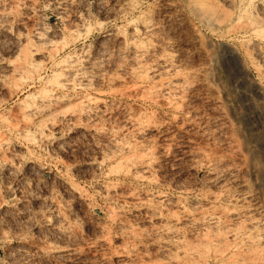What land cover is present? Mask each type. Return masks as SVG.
Instances as JSON below:
<instances>
[{
  "label": "rangeland",
  "instance_id": "rangeland-1",
  "mask_svg": "<svg viewBox=\"0 0 264 264\" xmlns=\"http://www.w3.org/2000/svg\"><path fill=\"white\" fill-rule=\"evenodd\" d=\"M212 1L217 28L198 0H0V264H191L176 243L225 207L264 264V26L239 29L264 0ZM25 45L40 81L13 77ZM49 49L78 58L67 89ZM42 89L66 99L38 131L19 114Z\"/></svg>",
  "mask_w": 264,
  "mask_h": 264
},
{
  "label": "bare ground",
  "instance_id": "bare-ground-1",
  "mask_svg": "<svg viewBox=\"0 0 264 264\" xmlns=\"http://www.w3.org/2000/svg\"><path fill=\"white\" fill-rule=\"evenodd\" d=\"M198 1H200L198 4H196L197 6H198V8L200 9L201 8V10H200V16H201V18H202V20L204 21V22H206L209 26H215L216 28L217 27H219V25H220V23H221V20L219 19V16H220V14H218V8H216L214 5H216V4H211V3H209L210 1H212V0H210L209 2H208V0H198ZM229 1H231V3L234 1H232V0H229ZM213 2V1H212ZM214 3H215V1H214ZM234 4V3H233ZM129 6V5H128ZM132 5H130V8H132V7H134V6H132ZM195 8V7H194ZM196 9V8H195ZM199 9H196V10H198L199 11ZM221 10V9H220ZM127 11H128V9H127ZM197 11V12H198ZM199 13V12H198ZM252 14V13H251ZM255 17V16H254ZM220 20V21H219ZM244 21V20H243ZM136 22V21H135ZM246 23V22H245ZM141 25H143V22H142V24ZM242 26H244V23H243V25ZM242 26H240V28L239 29H244V31L245 30H252L253 32H255L256 33V31H257V34H258V32H259V30H260V28L262 27V26H264V25H262V23H261V21H259V20H257L256 18L254 19V18H252V19H249L248 20V22L246 23V26H244V27H242ZM136 27V25L134 26V27H132V28H134V29H137V28H135ZM138 27V26H137ZM146 27V26H145ZM144 27V28H145ZM148 28V27H147ZM149 29V28H148ZM234 30V29H233ZM262 30H264V29H262ZM252 31H251V33H252ZM136 32V31H135ZM233 32V31H232ZM247 32V31H246ZM254 33V34H255ZM228 34V33H227ZM38 38V40L39 39H41V38H39L40 37V33L39 34H37V32H36V34H35ZM34 35V36H35ZM27 36V35H26ZM256 37V36H255ZM20 39V38H19ZM24 39V38H23ZM26 41V40H25ZM27 43L29 42V40L27 39V41H26ZM26 43V44H27ZM125 43V42H124ZM126 43H127V41H126ZM128 44V43H127ZM126 44V45H127ZM48 48V47H47ZM52 48V47H51ZM139 48H141V47H139L138 46V44L136 43V42H131V43H129L128 44V46H127V49H131V50H133L135 53H133L134 55H136V52H138V49ZM53 49H55V48H53ZM247 49V48H246ZM258 49H259V47H258ZM53 50H48L47 51V53H45V55H47V57H48V59H53V56L56 54H53L54 52H52ZM129 51V50H128ZM258 52H259V50H257ZM38 53V50L37 49H34V48H31V46H29V45H25V47H23L21 50H20V53H19V55H18V57H17V59H15V61H12L11 63H10V67H11V71H12V73H13V77H19V78H21V79H25L26 81L28 80V81H30V82H35V81H40L41 80V69H40V65L35 61V59H34V56L36 55ZM131 53V52H130ZM142 54H143V52H141ZM257 53V52H256ZM258 54V53H257ZM69 55V54H68ZM142 56V55H141ZM260 56H261V54H260ZM262 56H264V54H262ZM133 57V56H132ZM137 58L138 57H140V56H136ZM76 57H74V56H72V54L71 55H69V56H67V57H65V58H62L61 60H54L53 59V64L55 65V66H60V70H61V74H57V75H60L59 76V78L57 79L56 78V80H54V82L53 83H51V86H56V87H59L60 89L61 88H66L67 86L69 87V85H70V82L72 81V77H73V79H74V74H76V71H77V61H78V58H76ZM134 58V57H133ZM136 58V59H137ZM83 59V58H82ZM81 60V59H80ZM79 60V61H80ZM138 60V59H137ZM140 60V59H139ZM169 61V60H168ZM136 62V61H135ZM138 62V61H137ZM137 62H136V64H137ZM130 63H131V61H130ZM146 63V62H145ZM9 64V63H8ZM135 64V65H136ZM142 64V63H141ZM82 65V64H81ZM131 65V64H130ZM132 66H133V64H132ZM131 66V67H132ZM138 67V66H137ZM136 67V68H137ZM144 68V66L142 65L141 66V68ZM153 67V66H152ZM139 68H140V66H139ZM138 68V69H139ZM146 69H143V70H141V73H147L149 70H147V67H145ZM149 69V68H148ZM79 71H80V69H78ZM78 71V72H79ZM82 71H84V70H82ZM81 71V72H82ZM144 71V72H143ZM147 71V72H146ZM258 71V70H257ZM131 74H138L136 71H135V68H134V66H133V69L131 70ZM136 72V73H135ZM139 72V71H138ZM261 72V71H260ZM262 73V72H261ZM80 74V73H79ZM140 75H142V74H140ZM82 76V75H81ZM144 76H147L146 74H144ZM136 78V77H135ZM141 78V77H140ZM53 79H55V76H54V78ZM143 79V78H142ZM78 80V79H77ZM162 80V79H161ZM76 81V80H75ZM78 81H80V80H78ZM51 82V81H50ZM76 83V82H75ZM169 83V82H168ZM167 83V84H168ZM47 84V83H46ZM48 84H50L49 82H48ZM76 85V84H75ZM80 85V84H79ZM83 85V84H82ZM173 85V84H172ZM51 86H50V88H51ZM74 86V85H73ZM169 86V85H168ZM18 87V86H17ZM16 87V88H17ZM71 87H72V85H71ZM75 87H78V85L77 86H75ZM160 87V86H159ZM172 87V86H171ZM170 87V88H171ZM74 88V87H73ZM154 88V87H153ZM164 88V87H163ZM169 88V87H168ZM173 89H174V87H172ZM172 88H171V90H172ZM67 89V88H66ZM78 89V88H77ZM162 89V88H161ZM70 90V89H69ZM75 90V89H74ZM79 90V89H78ZM168 90V89H167ZM146 91H148L149 92V90L148 89H146ZM160 91V90H159ZM165 91V90H164ZM173 91V90H172ZM174 92V91H173ZM156 93V92H155ZM36 94V93H35ZM148 94V93H147ZM172 94V93H171ZM173 95V94H172ZM172 95H170V96H172ZM68 98V97H67ZM176 98V97H175ZM65 97H63V96H57V95H54L53 93H52V91L51 90H46V89H42V90H39V92L37 93V95H32V96H29L28 98H27V100H29V102H30V100H31V102L30 103H28L27 101H25L24 102V107H22V106H20V108H21V112H20V118H21V120H23V121H26V122H28L29 123V125H32L33 127L34 126H36L37 128H38V131L40 130V131H42V128H41V126H40V121L43 119V118H45L46 116H48L49 114H51L52 112H54L55 110H56V108L59 106V105H61L62 103H64V101H65ZM169 99V98H168ZM67 101V100H66ZM27 102V103H26ZM26 103V104H25ZM18 110V109H17ZM14 119H16V117L14 118ZM18 120V119H17ZM2 121V120H1ZM9 122H10V120H9ZM13 122V121H12ZM26 124V123H25ZM7 125V124H6ZM10 125V124H9ZM16 126H17V123H16ZM15 126V127H16ZM22 126V125H21ZM11 127V126H10ZM35 127V128H36ZM29 128V127H28ZM41 135H42V133H41ZM2 144H1V140H0V146H1ZM3 146V145H2ZM137 147V146H136ZM135 147V148H136ZM132 148V147H131ZM0 149H1V147H0ZM134 150V149H133ZM136 163V162H135ZM132 165V164H131ZM216 198V197H215ZM223 207V206H222ZM216 210V209H215ZM212 211V212H209L208 210V212L207 211H205L206 213H202V212H204V211H202L201 213V215H202V218L201 219H199V218H197L198 219V221L199 220H201L202 222L200 223V221H199V223L200 224H203V223H206V224H208L209 225V227L210 226H212L213 228H214V230L212 229V231H210V229L211 228H207V229H209V232H206L205 234H203V236L201 237V240L199 241V246H198V249L196 248L197 247V245L195 246L194 245V247H195V249H192L193 247H192V245L191 244H185L184 245V243L183 244H180L181 243V241L179 242V243H176L175 241V243L176 244H179L180 246L181 245H183L184 247H189L188 245H190L191 247V249H187V250H184V248H183V252H184V254H182V255H186V256H188V258H193L192 259V261H190V259H189V261L190 262H192L191 264H206V261L208 260V259H210V258H212L213 260H217L218 261V263H216V264H242L243 262L238 258V255H240L239 253L240 252H242L241 250L239 251L238 249H241V247L244 245V244H246V245H248V244H251V245H253V246H250V247H252V248H254V249H257L256 248V246H257V242H258V240H260V237H259V232H258V230H256L255 231V229H256V226H257V224H256V222H257V220H256V222H254V221H249V222H251V223H249L250 224V228L249 229H247V227L249 226V225H247L246 227H244V225H242V227H244V228H241V225H239V227L240 228H229V230H227V231H224V230H222L223 228H225L226 226H225V223H227V221L225 222L224 221V217H226V215L228 214V213H230V211H229V208L227 209L226 207L225 208H223V209H221L220 211H218V212H216V211ZM217 210H219V209H217ZM186 211V210H185ZM211 211V210H210ZM194 218V217H193ZM193 218H191L192 219V221H193V223L195 222V220L197 221V219L195 218V220H193ZM226 218H228V217H226ZM225 218V219H226ZM252 218V217H251ZM197 221V222H198ZM190 222H191V220H190ZM189 223V222H188ZM192 223V222H191ZM190 223V224H191ZM248 223V222H247ZM243 224V223H242ZM196 225H198V224H196ZM204 226V225H203ZM225 226V227H224ZM169 227H171V226H169ZM205 227V226H204ZM227 227H229V225L227 226ZM235 227H237V226H235ZM170 229L171 228H168V229H166L165 231H169L170 232ZM226 229H228V228H226ZM258 229V228H257ZM172 232V231H171ZM178 232V231H177ZM176 233V232H175ZM178 237V236H177ZM166 238V237H165ZM231 239V241H229ZM262 239V238H261ZM175 240V239H174ZM257 241V242H256ZM170 242V241H169ZM184 242V241H183ZM256 242V243H255ZM174 243V244H175ZM198 243V242H197ZM254 243H255V245H254ZM258 244H260V243H258ZM178 245V246H179ZM259 246V245H258ZM246 247V249H247V246H243L242 248H245ZM250 247H248L249 248V250H250ZM180 248V247H179ZM235 249L238 253H236V252H231L232 250L231 249ZM253 249V250H254ZM231 250V251H230ZM245 250V249H244ZM248 250V249H247ZM256 251V250H255ZM261 251V250H260ZM259 251V252H260ZM249 252V251H248ZM258 252V253H259ZM251 253V252H250ZM261 253V255H257V256H259V258L260 257H262V254H264V252H260ZM242 255H244V251H243V254ZM242 255H240V256H242ZM245 256V255H244ZM246 256H247V258H246ZM244 258H246L247 260L248 259H251V258H248V255H246ZM257 256H255L254 255V257H257ZM243 257V256H242ZM241 257V258H242ZM252 257V256H251ZM186 258V257H185ZM253 258V257H252ZM196 261H195V260ZM211 260V259H210ZM212 260V261H213ZM243 260V259H242ZM245 260V259H244ZM247 260H245L246 261V263H247ZM254 261H255V259H253ZM188 261V260H187ZM186 261V262H187ZM211 261V262H212ZM248 261H250V260H248ZM254 261H253V263H254ZM178 262H180V261H178ZM177 262V263H178ZM184 262H185V260H184ZM185 262V263H186ZM215 262V261H214ZM242 262V263H241ZM176 262H175V264H177ZM183 263V262H182ZM179 264V263H178ZM213 264H215V263H213Z\"/></svg>",
  "mask_w": 264,
  "mask_h": 264
}]
</instances>
